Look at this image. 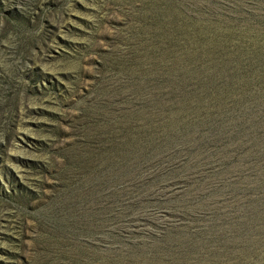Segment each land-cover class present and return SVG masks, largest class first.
<instances>
[{
	"label": "rangeland",
	"instance_id": "obj_1",
	"mask_svg": "<svg viewBox=\"0 0 264 264\" xmlns=\"http://www.w3.org/2000/svg\"><path fill=\"white\" fill-rule=\"evenodd\" d=\"M0 264H264V0H0Z\"/></svg>",
	"mask_w": 264,
	"mask_h": 264
}]
</instances>
